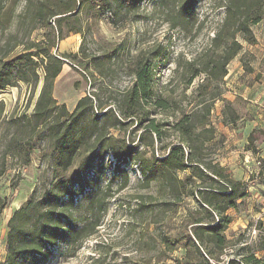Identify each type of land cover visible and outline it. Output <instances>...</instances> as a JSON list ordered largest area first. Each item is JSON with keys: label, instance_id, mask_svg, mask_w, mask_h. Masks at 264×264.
Returning <instances> with one entry per match:
<instances>
[{"label": "rangeland", "instance_id": "obj_1", "mask_svg": "<svg viewBox=\"0 0 264 264\" xmlns=\"http://www.w3.org/2000/svg\"><path fill=\"white\" fill-rule=\"evenodd\" d=\"M42 2L47 15L36 22L37 7ZM5 3L7 14L0 19L7 30L3 34L0 23V64L1 60L8 62L36 51L29 50L33 45H41V49L65 63L53 90L58 106L65 105L73 112L82 98L90 97L94 114L101 116L110 110L125 123L109 131L111 144L133 150V158L121 165L122 178L115 180L106 193L112 197L106 201L97 233L80 246L55 249L43 264H241L243 255H264L260 250L264 239V196L259 201L247 198L237 210L229 211L233 222L225 234L227 248L211 259L207 246L199 252L188 245V218L199 211L196 201L174 200L161 181L148 186L141 173L145 163H158L168 153V146L178 141L175 125L187 115L198 125L196 134L205 140L208 159L227 168L235 178L233 164H239V160H229L232 155H227L224 143L229 133L252 120L248 96L255 82L264 79V61H260L263 52L256 37L252 45L237 34L242 50L229 64L227 76L213 79L208 63L221 61L232 43L233 30L223 26L225 0H132L124 8L113 5L106 11L96 0ZM184 6L188 16L180 22ZM66 9L73 13L49 18L52 11L65 13ZM260 30L264 31L254 26V36ZM218 34L221 40L216 43ZM139 59L153 65L154 96L167 100L170 108L164 111L149 106L140 110L138 117L128 118L126 97L135 81L133 73ZM196 71L202 73L188 84ZM38 73V85L33 80L27 84L15 79L0 88V263L7 258L8 222L13 213L29 201L37 188L42 192L49 187L56 176L73 178L84 159L80 157L69 172L62 173L47 134L31 130L28 121L43 85V72ZM246 89L249 90L245 92ZM242 93H247V100ZM152 119L161 125V142L147 132ZM202 123L207 126L201 127ZM209 127L214 130V139L207 142L209 134L205 129ZM259 132L253 133L255 147L263 136ZM14 139L23 151L8 155V146ZM248 147L249 143L247 150ZM238 157L243 158L242 154ZM115 161L106 155L103 161L94 163V170L81 173L82 180H92L93 192H105L114 177ZM258 173L249 174L248 182H242L248 188L260 184ZM83 199L79 197L80 206L72 210L75 219L85 217L87 200Z\"/></svg>", "mask_w": 264, "mask_h": 264}, {"label": "trees", "instance_id": "obj_2", "mask_svg": "<svg viewBox=\"0 0 264 264\" xmlns=\"http://www.w3.org/2000/svg\"><path fill=\"white\" fill-rule=\"evenodd\" d=\"M98 6L104 11L111 9L113 5L124 8L132 0H96ZM6 0H0V17L6 16ZM83 2V0H82ZM35 19H44L47 15V7L42 2L37 7ZM223 26L233 30L232 43L226 48L225 56L221 61H211L207 69L214 80L223 79L228 74L229 64L238 56L242 47L236 41V35L244 37L249 44L256 43L253 27L264 20V0H225ZM179 20L183 22L188 16L185 6L182 8ZM73 10L66 9L65 13L52 11L49 18L62 14H71ZM5 34L7 25L0 19ZM221 40V35L214 42ZM15 46L12 47L14 49ZM19 57L0 64V88L11 84L15 79L30 84L38 85L41 81L39 70L43 72V85L38 100L34 105L31 119L28 121L31 130L38 134L44 132L47 135L50 146L54 151V159L57 168L62 173L69 172L76 161L83 157V163L77 174L71 179H62L56 176L54 182L41 188H37L29 201L16 210L8 222L7 234V258L0 264H43L55 249L80 246L86 239L97 233L102 214L107 208L106 201L112 195H106L120 175L122 163L133 158V150L111 144L107 137L111 129L120 128L125 123L118 120L112 111L99 116L94 114V103L90 97L82 98L75 110L69 112L65 105L58 106L53 97L54 84L62 73L64 61L52 55L50 51L41 49V45H33ZM12 51V50H11ZM67 58V57H65ZM251 72V69H248ZM202 71L192 74L188 84H191ZM134 83L126 97L129 113L128 118L138 117L142 109L151 106L158 110L170 108L167 100L155 97L153 93V65L150 61L142 59L134 69ZM34 79H32V78ZM102 108V106H101ZM210 109L207 108V113ZM113 119H112V116ZM102 120V121H101ZM201 127L207 126L202 123ZM198 125L189 116L176 123L175 130L178 141L171 143L166 156L158 163H145L141 167L143 182L148 186L161 181L164 189L176 201L193 199L197 203L199 211L191 219V235L188 245L197 249L207 246V255L214 259L217 253H223L227 248L226 232L233 222L229 211L237 210L250 193L247 185L233 178L229 170L218 162L208 159L204 153L205 140H201L196 134ZM205 134H209L206 140L214 139V130L210 127ZM147 132L155 135L158 141L162 140L161 125L155 119L151 120ZM254 135L249 137L248 150L254 154L257 148L254 146ZM23 151L17 141H12L7 149L8 155ZM115 158L114 177L108 182L105 192L94 190L91 181L82 180L81 173L94 170L96 161H103L106 155ZM261 169L258 173L260 184L264 185V162H260ZM183 174V177L182 175ZM125 180L127 176L125 175ZM94 179V177H93ZM91 187V188H90ZM89 190V191H87ZM87 200L85 217L74 218L72 210L78 205V198ZM83 199V200H84ZM143 205H141L142 207ZM202 213L206 215L201 216ZM82 224V225H79ZM260 250L264 254V239L260 242ZM230 264H235L234 261ZM241 264H264V255L261 258L255 255H243Z\"/></svg>", "mask_w": 264, "mask_h": 264}, {"label": "crops", "instance_id": "obj_3", "mask_svg": "<svg viewBox=\"0 0 264 264\" xmlns=\"http://www.w3.org/2000/svg\"><path fill=\"white\" fill-rule=\"evenodd\" d=\"M261 24H264V22H261L258 27L259 29H264V26L261 27ZM257 42L259 45H261V52L260 54V61H264V31L260 30L257 31L255 35ZM259 72V71H258ZM260 73V72H259ZM249 90V89H248ZM246 89L245 92L248 91ZM242 92V90H240ZM250 93L252 95H247V93H242V96L244 99L247 100V96L250 98L249 102L251 105L248 107V112L251 116L252 120L246 121V126L239 130H234L232 133L228 134V137L226 138L225 145L226 147L224 150H226L227 155H232V157L229 160L236 159L239 160V164H236L234 162L233 167H236L235 172V178L238 181H246L249 180V174H253V172H259L261 169L260 160L264 162V79L259 80L258 82H255L252 90H250ZM240 96V94H238ZM259 132L260 134H263L261 140L257 143V153L254 154L251 151L246 149V146L248 145V139L249 137L255 132ZM242 154L243 158L239 159L238 155ZM220 161H222L220 159ZM223 165L226 163L221 162ZM230 164L229 162H227ZM240 165L242 166L240 167ZM248 191L250 193V197H248V200L250 201L251 198L255 201H259L264 196V185L260 184H251L248 188Z\"/></svg>", "mask_w": 264, "mask_h": 264}]
</instances>
